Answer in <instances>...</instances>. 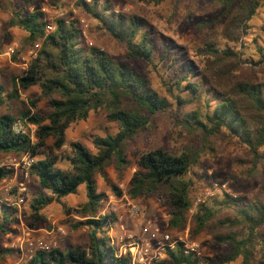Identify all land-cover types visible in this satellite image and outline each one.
<instances>
[{"label": "trees", "instance_id": "1", "mask_svg": "<svg viewBox=\"0 0 264 264\" xmlns=\"http://www.w3.org/2000/svg\"><path fill=\"white\" fill-rule=\"evenodd\" d=\"M153 1L159 3L162 0ZM252 2L258 3L257 0ZM83 4L87 13L98 21L105 32L125 45V59L140 60L157 68L153 62L156 45L142 20L116 14L110 5L101 4L100 0H93L91 5ZM51 25L54 29L49 32ZM7 28L26 33L24 45L13 55L14 62H21L22 56L30 48L36 50L39 47L40 51L23 76L12 78L11 90L7 91L0 84V109L9 99L20 101L21 90L37 85H42L47 97L59 93L60 98L50 99L53 111L48 116L33 113V109L38 107V100L31 101V106L23 102L25 108L16 116L0 115V154L15 157L28 155L34 160L30 176L41 189L52 194V197L39 196L35 200L32 210L38 217H42L41 212L48 205L76 195L79 188L84 186L86 203L81 208L68 210L67 214L76 213L85 219L75 229L88 227L91 231L86 246L38 251L25 264H132L130 255L119 256L117 249L110 245L109 224L115 222V218L107 216L97 219L107 195L99 191L96 176L104 175L107 168L114 166L118 178L123 179L125 171L131 166L128 144L149 127L156 114L169 108L168 102L135 69L99 48L88 47L78 20L58 19L53 23L43 11L26 14L14 11ZM199 53L212 67L209 86L215 95L213 102L217 104L213 112L207 109L194 111L189 117L205 136L216 137L222 131H228L233 137L242 139L258 157L259 150L264 147V83L233 82L231 70L223 73L227 63L236 57L232 50L220 51L208 44ZM260 53L264 62V52ZM187 65L180 79L167 81L162 78L163 85L179 105L199 102L202 96L200 85L190 79L199 76L195 66L192 62ZM221 86L228 90L220 91ZM174 89L177 94H174ZM186 92L193 95L189 101L184 98ZM128 101L134 105L124 107ZM105 103H108L110 110L108 119L118 123L120 131L115 136L96 138L95 152L81 142L67 144L66 131L70 126L86 120L92 109ZM206 108L210 109L212 105L208 103ZM17 124L23 125L20 131L16 129ZM28 125L37 127L36 141L24 130ZM188 127H191L189 123ZM49 139L54 140L52 146L48 144ZM134 157L139 170L128 195L132 199H139L159 193L172 207L169 228H184L193 209V183L188 176L199 163L201 154L189 151L175 155L158 148L136 152ZM61 162L68 163L69 167L63 169L59 166ZM13 174V170L0 167V182ZM113 190L117 191L116 188ZM216 206L218 208L207 203L199 206L194 217L196 229L193 237L211 228L215 244L232 246L230 254L217 262H202L196 254L185 255L180 243L159 264H232L239 259L242 264H264V200L232 198L225 194ZM224 208L230 213L218 218ZM18 213L16 207L0 205L2 239L11 233L10 227L18 223ZM9 253L0 248V254L4 257H8Z\"/></svg>", "mask_w": 264, "mask_h": 264}, {"label": "rangeland", "instance_id": "2", "mask_svg": "<svg viewBox=\"0 0 264 264\" xmlns=\"http://www.w3.org/2000/svg\"><path fill=\"white\" fill-rule=\"evenodd\" d=\"M257 1L258 3L252 0H162L156 3L153 0H100L101 4L110 5L116 14L142 20L147 25L156 45L153 62L157 68H153L140 60L125 59V45L115 41L100 27L98 21L87 13L83 2L91 5L93 0H59L58 2L0 0V84L7 91L12 89V78L23 76L40 51L39 47L36 50L30 48L22 56L21 62H14L13 55L24 45L26 33L19 29L9 30L7 25L14 11L25 14L43 11L53 23L58 19L78 20L88 47L99 48L135 69L149 81L153 90L168 102L169 108L156 114L149 127L128 144L127 154L131 166L125 171L123 179L118 178L114 166L107 168L104 175L96 176L99 191L107 195L104 207L111 198L119 205L122 218L119 215L115 217L118 225L113 235L119 239L124 236V233L132 236V240L127 237L124 242L127 239V242H131L144 238L145 226L152 224L162 232L172 233L171 235L177 239L198 243L200 250L197 256L202 262H217L230 254L232 246L215 244L211 228L193 237L196 229L194 217L199 206L207 203L218 208L216 203L221 202L225 194L232 198L246 197L249 200H264V147L259 150L256 157L242 139L233 137L228 131H222L216 137H207L197 129L195 121L189 117L194 111L203 112L207 109L213 112L217 104L213 102L215 95L209 86L212 67L199 53L201 48L208 44L220 51L232 50L236 55L223 69L225 74L232 71L230 78L233 82L264 83V62L260 53L264 52V0ZM191 62L199 76L190 79L200 85L202 96L199 102L179 105L163 85L162 78L164 77L167 81L180 79L184 70L188 68L187 64ZM238 66H240L239 69ZM204 70L209 73H205ZM220 88L222 92L228 90L224 86ZM174 94H177L176 89ZM20 95L22 98L20 101L7 100L6 105L0 109V115L16 116L25 108V105L31 106V101L38 100V107L33 109V113L48 116L53 111L50 99L60 98L59 93L47 97L42 85L21 90ZM184 98L189 101L193 95L191 92H186ZM208 103L212 105V108H206ZM107 104L92 109L86 120L73 123L66 131L67 144L81 142L95 152L96 138L115 136L120 131V126L108 119L110 110ZM126 105L129 108L134 103L128 101L123 106L127 107ZM187 122L191 127H188ZM20 128H23L22 124ZM24 130L36 141L37 127L28 125ZM53 143V139L48 140L50 146ZM158 148H163L175 155L189 151L201 154L199 163L193 167L188 176L193 183L191 188L193 209L185 227L181 229L169 228L172 207L169 201L159 193L139 199H132L128 195L139 170L134 154ZM67 150L64 149V151ZM55 154L61 153L55 152ZM26 161L25 156L0 154V167L14 171L13 176L6 179L5 183L11 187V207H16L14 205L19 199L24 200L20 208L16 207L19 210L18 223L10 227L11 236L7 235L4 239L0 236L1 250L10 251L11 257L0 254V264L26 263L22 255L11 247L24 230L34 231L37 237L54 239L57 247L63 249L74 245L86 246L90 240L91 231L88 227L74 228L85 219L76 213L67 214L68 210L81 208L86 203L85 187H80L76 195L63 198L60 203L53 202L48 205L41 212L42 217H38L32 210L35 200L39 196L52 197V194L41 189L37 181L30 176V170L27 171L23 166ZM59 166L63 169L69 167L66 162H61ZM27 173L28 176H26ZM227 213L230 212L224 208L218 218L225 217ZM59 228L64 229L66 234H62ZM50 234L53 238H50ZM111 234V232L108 233L109 238ZM232 264H242V260L239 259Z\"/></svg>", "mask_w": 264, "mask_h": 264}, {"label": "built area", "instance_id": "3", "mask_svg": "<svg viewBox=\"0 0 264 264\" xmlns=\"http://www.w3.org/2000/svg\"><path fill=\"white\" fill-rule=\"evenodd\" d=\"M53 26H49L48 31H52ZM12 51V50H11ZM16 129L21 130L20 126L17 124ZM27 161L24 163V168L29 171L34 162L30 156L25 155ZM28 176V173L26 174ZM6 180L0 182V204H5L11 207L12 199L11 187L5 185ZM24 204L23 199H19L14 206L20 208ZM106 204V203H105ZM118 204L115 203L113 198L110 199L107 206L102 209L99 213L97 219L104 217H116L119 215L122 218ZM118 217V218H119ZM118 221L111 222L109 224L110 245L117 249V254L119 256L130 255L132 258V264H159L167 259L169 251H175L179 244L182 243L181 249L185 255L198 254L200 250V245L196 242H186L181 239L173 237L167 232H162L159 228L148 224L143 230V237L138 241L127 242V240H132V236L124 233L120 239L113 235L115 232V227H117ZM62 234H66V231L62 228L58 229ZM129 237L126 242L125 239ZM16 249L21 255L24 262H28L33 258V256L38 251H50L57 248V242L54 239H46L43 237H37L34 235V231L24 230L19 235L17 240L11 246Z\"/></svg>", "mask_w": 264, "mask_h": 264}, {"label": "crops", "instance_id": "4", "mask_svg": "<svg viewBox=\"0 0 264 264\" xmlns=\"http://www.w3.org/2000/svg\"><path fill=\"white\" fill-rule=\"evenodd\" d=\"M11 234H12V232H11ZM171 234H172V233H171ZM10 236H11V235L9 234L8 237H10ZM49 236H50V238H53L52 234H50ZM8 256L10 257V254H9ZM10 258H11V257H10Z\"/></svg>", "mask_w": 264, "mask_h": 264}]
</instances>
